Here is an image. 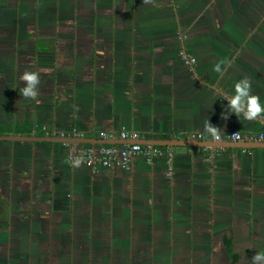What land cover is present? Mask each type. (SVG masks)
<instances>
[{
	"label": "crops",
	"instance_id": "0c3cea01",
	"mask_svg": "<svg viewBox=\"0 0 264 264\" xmlns=\"http://www.w3.org/2000/svg\"><path fill=\"white\" fill-rule=\"evenodd\" d=\"M25 71L35 100L19 93ZM243 77L264 107V0H0V135L264 129V116L222 119ZM173 150L171 166L91 169L60 142L0 140V264H251L264 148Z\"/></svg>",
	"mask_w": 264,
	"mask_h": 264
},
{
	"label": "built area",
	"instance_id": "2783aa9c",
	"mask_svg": "<svg viewBox=\"0 0 264 264\" xmlns=\"http://www.w3.org/2000/svg\"><path fill=\"white\" fill-rule=\"evenodd\" d=\"M178 55L180 59L187 65H193L196 62V58L188 52V50L181 46ZM43 136H55V137H68L77 138L84 137L85 134L76 130L75 128L67 131H59L53 133L47 129H43ZM98 136L104 139H119L123 141H131L124 143H105V144H90L82 145L79 143H63L67 147L66 156L70 163L74 160L79 159L80 163L84 166L96 169L100 168H111V167H122L126 168L134 158H141L142 161L147 164H153L157 159L166 157L168 165L171 166L173 157L172 146H159L140 144L136 142L140 139V134L132 129L121 128L117 132H106L99 131ZM192 138L198 140H209V141H239L245 143L253 142H264V129L240 132L233 130L227 133H221L219 139L213 138L211 135L206 136L203 133L193 134ZM245 149V148H244ZM170 175V172L167 173Z\"/></svg>",
	"mask_w": 264,
	"mask_h": 264
},
{
	"label": "clouds",
	"instance_id": "9594fccd",
	"mask_svg": "<svg viewBox=\"0 0 264 264\" xmlns=\"http://www.w3.org/2000/svg\"><path fill=\"white\" fill-rule=\"evenodd\" d=\"M144 3H149L150 0H143ZM224 61H220L215 66L217 73L222 72L221 65ZM20 81L24 83L23 87L19 88L20 95L25 99L35 100L38 95V86L40 77L35 71H25L20 77ZM252 83L248 77H243L234 84V95L228 94L224 96L227 101L226 112L222 114V119H228L229 114H234L236 117H243L245 120H255L264 116V107L261 106L259 96L252 94ZM204 131L210 134L213 138L219 139L220 134L223 133L220 128L212 125L208 120L204 125ZM74 166L80 164V160L73 161ZM251 264H264V252H257L251 258Z\"/></svg>",
	"mask_w": 264,
	"mask_h": 264
},
{
	"label": "water",
	"instance_id": "95a60500",
	"mask_svg": "<svg viewBox=\"0 0 264 264\" xmlns=\"http://www.w3.org/2000/svg\"><path fill=\"white\" fill-rule=\"evenodd\" d=\"M0 140H26V141H48V142H60V143H124L131 141H123L119 139H104V138H93V137H77V138H68V137H55V136H38V135H22V134H7L0 135ZM136 142L140 144H149V145H159V146H206L210 148L227 146V147H243V148H264V142H253L245 143L239 141H199L191 139H143L140 138Z\"/></svg>",
	"mask_w": 264,
	"mask_h": 264
}]
</instances>
